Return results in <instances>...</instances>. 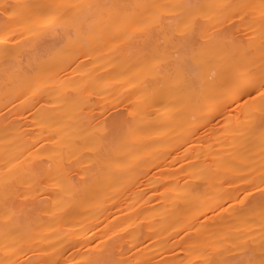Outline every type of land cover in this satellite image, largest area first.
I'll return each instance as SVG.
<instances>
[{"label":"bare ground","instance_id":"bare-ground-1","mask_svg":"<svg viewBox=\"0 0 264 264\" xmlns=\"http://www.w3.org/2000/svg\"><path fill=\"white\" fill-rule=\"evenodd\" d=\"M16 1L22 12L11 19L5 13ZM38 1L0 4V58L10 81L0 88V201L42 197L37 209L44 224L38 246L0 247V264L179 260L177 241L168 240V247L158 238L148 242L160 228L139 229L134 243L142 239L140 247H84L100 223L108 219L104 228L111 226L120 216L111 218L120 211L100 195L122 201L133 193L129 187L139 186L133 193L139 204L124 214L155 219L166 210L151 198L159 186L175 184L179 171L185 184L206 181L215 191L245 186V206L235 215L242 229L253 232L252 264H264V192L249 200L250 189L264 182V105L255 91L247 95L249 83L264 78V36L245 39L225 20L264 8V0H142L123 17L113 16V0H59L56 5H77L45 10L60 13L51 35L61 45L65 72L42 85L31 82L19 59L34 46L26 16ZM193 18L194 26L186 27ZM114 22L127 40L122 48L110 37ZM162 32L170 36L172 55L164 56L155 42ZM164 58L170 60L165 66ZM18 72L21 77L12 75ZM94 94L121 103L126 113L108 120L87 115ZM49 130L55 134L42 135ZM42 155L54 161L46 165L37 159ZM208 258L222 264L224 254L216 250Z\"/></svg>","mask_w":264,"mask_h":264},{"label":"rangeland","instance_id":"rangeland-1","mask_svg":"<svg viewBox=\"0 0 264 264\" xmlns=\"http://www.w3.org/2000/svg\"><path fill=\"white\" fill-rule=\"evenodd\" d=\"M3 0H0V4ZM142 0H113L110 10L114 17H123L127 9L134 6H140ZM59 3V0H39L34 3L31 13L27 14L32 29L29 32L30 37L35 40L34 46L19 56L22 61L23 72L30 71L31 82L40 81L41 85L45 81H54L61 70L59 63V41L51 35L52 32L59 29L57 16L60 13L53 14L45 12L51 6ZM22 12L21 1L13 2L6 13L10 17L16 18ZM46 15V17H44ZM226 23L231 22L237 33H240L245 39L264 36V8L259 6L245 10L243 13H236L226 18ZM158 26H152L156 28ZM114 22L110 37L116 47L122 48L127 44L123 33ZM186 28V27H185ZM181 28L182 31L186 30ZM148 29V28H147ZM0 34L2 31L0 29ZM5 38V37H4ZM155 42L159 43V48L164 56L172 55L170 36L168 32H162L156 37ZM167 40L168 42H165ZM129 43V42H128ZM27 56H33V61L28 63ZM169 58L161 60V65L165 66ZM6 62L0 58V88L9 84V80L4 75L3 70ZM23 72L13 73L12 75L21 77ZM6 107L1 112H7ZM7 110V111H6ZM87 115L94 116L98 120H108L114 114L115 116H124L126 108L121 103L110 102L97 94L92 95V100L84 109ZM9 111H11L9 109ZM71 123H67V126ZM54 131H45L43 136L54 135ZM49 165L54 161L53 157L48 155L37 158ZM179 171V180L173 185H161L157 193L151 198L152 203H157L159 207L166 210L163 216L155 219L136 218L132 219L126 216L124 212L131 205L139 204L133 194L139 186L129 187L133 193L120 201L117 196L109 195L99 196V200L111 209H118V213L111 214L113 219L120 214L119 218L111 226H105L108 219L98 225L99 233L86 240L84 247H140V241L134 243V238L139 229L149 231V228H160V236H148V242H153L155 238L162 241L164 247H168V240L177 241L176 247L182 250L181 258L171 264H210L209 254L216 250H221L224 254L222 264H241L245 259V264H252V248L254 246L253 232L250 228H241L239 226L235 212L244 207L243 193L248 190L244 187H235L230 184L220 185L215 191V185L206 181H199L192 184H185ZM252 195L249 200L255 196V191L264 192V182L259 187L252 188ZM149 194L154 191L148 192ZM43 200L42 197L34 198L32 195L27 197L18 196L14 199L0 201V247H33L38 246V239L41 237L44 217L38 216L37 207ZM92 201V200H87ZM191 210L189 211V207ZM173 211L174 217L167 213ZM100 213V212H99ZM98 213V214H99ZM101 212L99 216H103ZM90 215L87 218L91 217ZM41 218V219H39ZM7 231V233L2 234ZM20 239L16 244L15 240ZM195 247H204L198 251ZM185 252H184V251ZM67 264H75V261H69ZM244 264V263H243Z\"/></svg>","mask_w":264,"mask_h":264},{"label":"snow or ice","instance_id":"snow-or-ice-1","mask_svg":"<svg viewBox=\"0 0 264 264\" xmlns=\"http://www.w3.org/2000/svg\"><path fill=\"white\" fill-rule=\"evenodd\" d=\"M53 7H67V8H74L77 7V5H54ZM195 24V18H193V21L190 25H186V27H192ZM183 34V33H182ZM248 91H247V95L248 96H252L253 91H255L256 96L258 97V99L261 101L262 105H264V78L261 79V81L259 82V84L257 85L256 82H250L248 85Z\"/></svg>","mask_w":264,"mask_h":264}]
</instances>
